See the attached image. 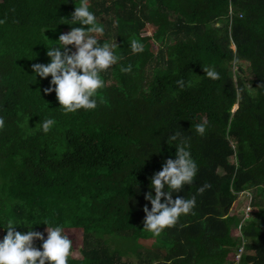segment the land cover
<instances>
[{
  "label": "trees",
  "instance_id": "1",
  "mask_svg": "<svg viewBox=\"0 0 264 264\" xmlns=\"http://www.w3.org/2000/svg\"><path fill=\"white\" fill-rule=\"evenodd\" d=\"M79 3L0 0V225H62L72 252L80 245L69 264H264V0H88L105 27L101 43L117 44L133 71L113 66L95 110L65 113L54 92L44 94L51 77L36 79L32 66L50 62L47 47L71 30L62 19ZM133 39L142 53H132ZM209 66L219 80L204 77ZM48 117L57 122L48 134L30 131ZM176 132L199 171L173 199L195 196L196 207L153 237L143 231L144 196L175 158ZM244 191L252 218L234 238L241 220L229 214ZM46 227L32 230L46 238Z\"/></svg>",
  "mask_w": 264,
  "mask_h": 264
},
{
  "label": "clouds",
  "instance_id": "2",
  "mask_svg": "<svg viewBox=\"0 0 264 264\" xmlns=\"http://www.w3.org/2000/svg\"><path fill=\"white\" fill-rule=\"evenodd\" d=\"M231 12L232 9L229 13ZM62 20L65 21L62 24L70 25L71 30L60 34L57 42H51L52 46L47 47L46 52L50 62L34 64L33 75L36 79L51 77L49 87L43 90L44 94L54 92L59 108L65 113H74L80 109L95 110L97 92L105 87L101 74L117 65L121 73L129 74L133 71V66L120 63L123 57L115 51L117 44L107 41L101 43L99 37L105 35V27L97 22L88 0H80L79 6H75L71 14V19ZM129 44L133 54L144 51V45L139 40L133 39ZM203 71L206 73L204 77L212 81L221 78L215 67H203ZM176 85L182 90L186 81L179 79ZM56 123L54 118L48 117L40 120L30 131L48 134ZM4 126V117L0 116V129ZM195 127L197 133L205 134V123H198ZM169 141L177 142L175 158L167 159L161 170L150 177V190L144 196L150 202L151 210L147 204L143 208V231L150 232L153 237H159L166 228L174 226L182 215L189 214L196 207L195 196L185 198L177 195L173 199L174 193H180L186 185L193 183L199 169L186 139L181 137L180 132L170 136ZM207 187L205 184L199 188L197 194H202ZM20 223L8 220L6 225H0V228L6 230V235L0 239V264H69L72 240L66 235L62 225L52 226L48 219L39 223L34 220L30 227H23L28 229L27 232H21L17 231L21 227ZM39 224L47 226L46 238L43 233L32 230L33 225ZM35 241H42L40 248L34 246ZM239 252L243 253V249Z\"/></svg>",
  "mask_w": 264,
  "mask_h": 264
},
{
  "label": "rangeland",
  "instance_id": "3",
  "mask_svg": "<svg viewBox=\"0 0 264 264\" xmlns=\"http://www.w3.org/2000/svg\"><path fill=\"white\" fill-rule=\"evenodd\" d=\"M147 1L149 2V4L151 6L155 5V0H147ZM215 26L216 27L217 26L220 27V26H222V24H220V25L216 24ZM149 34L150 33H148L146 31L144 34H142V36H149ZM170 43H171L170 38H167L166 42H162L160 45H162V46L166 45L167 46ZM232 48L234 49L233 46H232ZM237 70H238V68L236 66L230 70V73H231L232 76H234L235 80H236V71ZM248 72H249V69H248V67H246L245 68V74H244L246 78H247L246 74ZM236 108H237V106L234 107V109H236ZM249 196H250V192L249 191H244V192L240 193L237 196L238 198H237L236 202L233 204V207L230 210V214L229 215L230 216H232V215L233 216H237L238 219L241 220V224H244V223L246 224L252 218L251 212H253V209H252V206L250 204ZM248 207H250V208H248ZM69 235L73 236V237H75L77 235L78 237H80V234L76 233V232H73V233H71ZM231 235L234 238L238 237L240 235V228L239 227H233L232 230H231ZM144 244L149 245L150 242H145ZM79 247H80V245L78 247H75V250H74V252H72L71 257H79V254H78ZM240 255H241V252H239L238 256H240ZM135 257H136L135 255H132L131 258H132L133 261L136 260ZM237 260H238V257H237Z\"/></svg>",
  "mask_w": 264,
  "mask_h": 264
},
{
  "label": "built area",
  "instance_id": "4",
  "mask_svg": "<svg viewBox=\"0 0 264 264\" xmlns=\"http://www.w3.org/2000/svg\"><path fill=\"white\" fill-rule=\"evenodd\" d=\"M248 208H250V207H248ZM242 226V224L240 223V225H239V228Z\"/></svg>",
  "mask_w": 264,
  "mask_h": 264
}]
</instances>
